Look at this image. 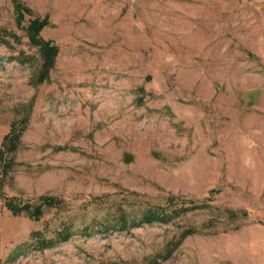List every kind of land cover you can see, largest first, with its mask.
<instances>
[{"label": "rangeland", "instance_id": "rangeland-1", "mask_svg": "<svg viewBox=\"0 0 264 264\" xmlns=\"http://www.w3.org/2000/svg\"><path fill=\"white\" fill-rule=\"evenodd\" d=\"M11 131L0 264H264V0H0Z\"/></svg>", "mask_w": 264, "mask_h": 264}, {"label": "trees", "instance_id": "trees-1", "mask_svg": "<svg viewBox=\"0 0 264 264\" xmlns=\"http://www.w3.org/2000/svg\"><path fill=\"white\" fill-rule=\"evenodd\" d=\"M42 41V47L43 49L47 50L49 52V57L51 56V53L53 52L52 50H54L55 48L53 47V45L50 44L49 41L43 40L41 38ZM20 141V133L17 131H11L10 133L5 135V139H4V148H2L0 150V157H7L5 155H10L12 154V152L17 148V145ZM5 162H6V166H11L12 165V160L11 157L9 158H5ZM9 207L11 208V210L16 213L19 214L23 211H30V214L34 217H38L40 216V210L37 208L35 211H32L29 209V205H19L17 203H13V202H8ZM153 212V211H152ZM146 217L148 219H155L157 217L156 212L153 213H149V215L147 214ZM126 218L122 219V222L124 223V225L126 224ZM70 235V232H67V234L64 235L65 238H67ZM47 245H52V243H47L45 242L44 244H42V247L47 246Z\"/></svg>", "mask_w": 264, "mask_h": 264}]
</instances>
